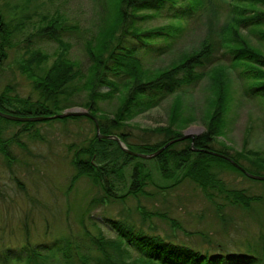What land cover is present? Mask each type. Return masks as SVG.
I'll return each mask as SVG.
<instances>
[{"label": "trees", "instance_id": "16d2710c", "mask_svg": "<svg viewBox=\"0 0 264 264\" xmlns=\"http://www.w3.org/2000/svg\"><path fill=\"white\" fill-rule=\"evenodd\" d=\"M110 2V7L107 3L109 13L104 28L86 46L91 63L84 70L79 62L70 59L71 45L58 34L59 29L66 28L61 27L58 19L43 17L38 27L47 26L21 41L23 20H31L33 7L30 5L33 0H0V74L9 54L21 50V43L30 46L33 39L46 36L58 45V52L49 67L45 64L50 57L38 49L26 48V57L17 60L19 69L32 82V94L22 97L15 93L13 85L4 87L0 92L1 112L24 118H45L20 122L0 117V156L11 167L16 161L11 146L19 142L21 136H38L37 128L51 126L53 121L67 123L85 119L93 124L94 136L85 146H72L74 154L70 163L74 174L68 190H74L79 181L87 179L101 191L90 201L87 212L97 202L104 204L114 199L148 197L151 194L146 188L153 186L156 189L159 186L146 166L151 161L126 152L115 137L132 152L147 155L175 141L151 159L158 163L162 171H166L169 181L173 182L164 188L158 187L157 192L166 194L170 191L167 194H172L176 187L189 180L199 186L211 201L210 195L213 194L209 192L215 190L231 204L241 205L245 210L253 208L254 203L264 202L262 197L250 195L243 189L226 187L219 177L226 169L243 178L249 177L228 159L211 153L226 155L247 172L256 165L259 170H264L263 161L256 163L216 147L217 139L224 136L227 117L233 107L234 96L228 75L241 68L237 76L246 87L244 95L254 100L264 99V48L260 47V50L252 46L240 34V31L250 30L259 36V44L264 47V0ZM225 5L229 9V17L220 24L219 18ZM210 16L213 17L208 22L211 34H207L198 46L181 52L165 67L150 68L144 62V56L162 57L171 53L190 27L203 24ZM157 19L170 24L151 27L150 24ZM205 77H210L212 81V96L207 98L206 109L202 110L204 113L201 112L206 131L195 136L194 140H177L184 135L180 130H174L176 126L183 128L198 121L195 112L185 111L184 101L185 95H190ZM103 88L108 91L101 92ZM171 98V125L154 130L163 136V140L132 143L122 131L126 124ZM77 99L83 101L77 102ZM114 99L119 104L113 118L103 117L97 102ZM73 107H85L88 115L52 118ZM241 160L248 161L252 168ZM128 168H132L130 185L118 187L117 182L123 180ZM117 192L119 196L115 194ZM110 224L116 229L117 236L107 238L101 234L93 237L95 257L73 246L72 239L68 237L62 240L63 244L59 239L54 240L51 247L46 248L47 255L32 250L33 255L28 261L34 264H45L50 259H58L59 264L62 259L63 264H264V233L257 244H248L245 251L203 252L186 243L158 234H147L137 225L124 221L114 220ZM6 255L9 257V254Z\"/></svg>", "mask_w": 264, "mask_h": 264}, {"label": "rangeland", "instance_id": "374dc122", "mask_svg": "<svg viewBox=\"0 0 264 264\" xmlns=\"http://www.w3.org/2000/svg\"><path fill=\"white\" fill-rule=\"evenodd\" d=\"M107 3L110 7V0H33L30 5L33 7L31 20H23L21 41L47 26L43 24L38 27L43 17L58 19L61 27L66 28L59 29L58 34L71 45L70 59L79 62L86 70L91 63L86 46L104 28L109 13ZM222 11L220 24L229 17L226 5ZM210 19L213 17L210 16L201 25L190 27V31L171 53L162 57L144 56V62L150 68L165 67L181 52L198 46L207 34H211L208 27ZM169 24L157 19L150 26ZM240 34L252 46L260 50L264 48L259 44L257 34L250 30L240 31ZM21 44V50L12 51L4 64L0 74V92L4 87L13 85L15 93L27 97L33 92L32 82L19 69L17 60L26 57V48L38 49L50 57L45 64L49 67L58 52V45L46 36L33 39L30 46ZM241 70L239 68L228 75L234 96L233 107L227 117L224 136L217 139L216 147L260 163L264 162V99L254 100L244 95L246 87L237 76ZM211 84L210 77H205L190 95H185V111L195 112L198 121L183 128L176 126L174 129L173 126L172 129L180 130L183 135L194 136H200L206 131L201 121V112L204 113L207 98L212 96ZM107 91L105 88L101 90L103 93ZM172 102V98L168 99L161 106L132 119L122 131L132 143H157L163 140V136L154 130L171 125L169 116ZM97 104L103 111V117L113 118L119 102L114 99L99 101ZM70 109L88 111L85 107ZM51 124L38 127V136H21L19 142L11 146L13 157L16 158L11 167L0 156V264H34L28 261L33 255L32 250L47 255L49 253L46 248H50L54 240L59 239L63 244L62 240L68 237L72 239L73 246L95 257L93 237L101 234L107 238L116 237L117 231L110 224L114 220L137 225L147 234H158L203 252L245 251L248 244H257L264 233V202L254 203L253 208L245 210L241 205L231 204L215 190L209 192L213 194L210 195L211 201L199 186L189 180L176 187L172 194H167L170 191L166 194L157 192L158 187L164 188L173 182L169 181L166 171H162L154 160L148 161L146 166L150 168L149 172L159 186L155 185L157 190L153 186L146 188L150 196L114 199L104 204L97 202L87 212L90 201L99 196L101 191L94 188L87 179L79 181L74 190L68 189L74 174L70 163L74 154L72 146L88 144L94 136L93 124L85 119L67 123L53 121ZM241 162L252 168L248 161ZM249 173L261 176L264 170H259L256 165ZM131 176L132 168H128L123 180L117 182L118 187H124L125 184L129 186ZM219 177L226 187L243 189L250 195L264 199V181L243 178L227 169ZM115 194L120 195L118 192ZM61 261L63 264V259ZM59 262L58 259H50L45 264Z\"/></svg>", "mask_w": 264, "mask_h": 264}, {"label": "water", "instance_id": "95a60500", "mask_svg": "<svg viewBox=\"0 0 264 264\" xmlns=\"http://www.w3.org/2000/svg\"><path fill=\"white\" fill-rule=\"evenodd\" d=\"M80 115H88V113L86 111H76L74 109H70V110H66L65 112L58 114L54 117H52L53 119H64L66 117H70V116H80ZM0 117L9 119V120H13V121H20V122H26V121H41L45 118H24V117H18L15 116L13 114H9V113H4L0 111ZM97 128L99 129V124L97 122ZM103 138H105V136H102ZM185 138H192L193 140L195 139L194 135H184L183 138L181 139H177V140H182ZM116 141L118 142V144L120 145V147H122L123 150H125L126 152L147 159V160H151L156 158L164 149H166L168 146H170L172 143H174L175 141H171L169 142L167 145H165V147H163L161 150L151 154V155H147V154H139V153H134L131 150L127 149V147H125V145L122 143V141L118 138L115 137ZM212 154L219 156L221 158H226L229 161H231L236 167H238L241 171H243L250 179H254V180H260V181H264V176H256V175H252L249 172H247L244 168H242L241 166H239L236 162H234L232 159H230L229 157H227L226 155L220 154V153H214L211 152Z\"/></svg>", "mask_w": 264, "mask_h": 264}]
</instances>
